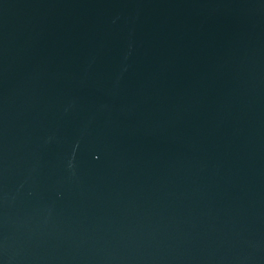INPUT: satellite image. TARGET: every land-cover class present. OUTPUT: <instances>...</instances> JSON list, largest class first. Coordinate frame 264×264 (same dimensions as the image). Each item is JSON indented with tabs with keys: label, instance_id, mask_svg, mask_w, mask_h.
<instances>
[{
	"label": "water",
	"instance_id": "obj_1",
	"mask_svg": "<svg viewBox=\"0 0 264 264\" xmlns=\"http://www.w3.org/2000/svg\"><path fill=\"white\" fill-rule=\"evenodd\" d=\"M0 264H264V0H0Z\"/></svg>",
	"mask_w": 264,
	"mask_h": 264
}]
</instances>
